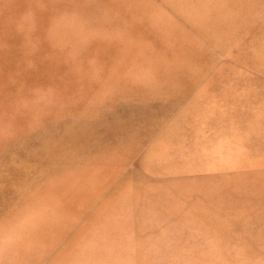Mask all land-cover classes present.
I'll use <instances>...</instances> for the list:
<instances>
[{
	"label": "rangeland",
	"instance_id": "obj_1",
	"mask_svg": "<svg viewBox=\"0 0 264 264\" xmlns=\"http://www.w3.org/2000/svg\"><path fill=\"white\" fill-rule=\"evenodd\" d=\"M0 264H264V0H0Z\"/></svg>",
	"mask_w": 264,
	"mask_h": 264
}]
</instances>
